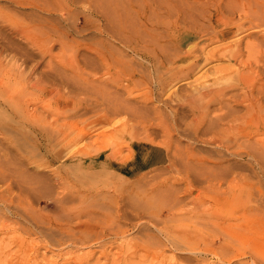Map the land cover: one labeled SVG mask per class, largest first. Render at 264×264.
Segmentation results:
<instances>
[{"label":"rangeland","instance_id":"1","mask_svg":"<svg viewBox=\"0 0 264 264\" xmlns=\"http://www.w3.org/2000/svg\"><path fill=\"white\" fill-rule=\"evenodd\" d=\"M262 4L0 0V264H264Z\"/></svg>","mask_w":264,"mask_h":264},{"label":"bare ground","instance_id":"2","mask_svg":"<svg viewBox=\"0 0 264 264\" xmlns=\"http://www.w3.org/2000/svg\"><path fill=\"white\" fill-rule=\"evenodd\" d=\"M215 1V0H214ZM262 5H264V4H262ZM261 6V5H260ZM251 7H253V6H251ZM235 10H237V9H235ZM256 11L255 12H253V14L255 13V15H257L258 16V14L260 13V15H261V13H262V15L261 16H264V7H262L261 8V10L260 11H258L257 9H255ZM238 13H239V8H238ZM242 11V10H241ZM246 11H248L247 9H243V12H245L246 13ZM249 11H250V9H249ZM258 11V12H257ZM110 14V13H109ZM235 14V13H234ZM236 15V14H235ZM238 16H239V14H238ZM251 17V16H250ZM259 17V16H258ZM115 18V17H114ZM173 20V19H172ZM112 21V20H111ZM177 21H178V19H177ZM262 21H264V20H262ZM175 24H177V23H175ZM199 24V23H198ZM256 24V23H255ZM260 24V23H259ZM155 25H156V23H155ZM160 25V24H159ZM258 25V24H257ZM174 26V25H173ZM167 27V26H166ZM170 27V26H169ZM110 28V27H109ZM128 28V27H127ZM185 28H186V26H185ZM189 28V27H188ZM187 28V29H188ZM168 29V28H167ZM183 29H184V27H183ZM204 30V29H203ZM209 30V29H208ZM112 31V30H111ZM175 31H177V30H175ZM210 31H212V30H210ZM227 31V30H226ZM193 32V31H192ZM201 32H203L202 30H201ZM207 32V31H206ZM167 33V32H166ZM172 33V32H171ZM170 33V34H171ZM180 33V32H179ZM198 33V32H197ZM207 33H209V32H207ZM216 33V32H215ZM177 34V33H176ZM114 35V34H113ZM222 35H224V34H222ZM116 36V35H115ZM203 37V36H202ZM171 38V37H170ZM126 40V39H125ZM177 40V39H176ZM190 39H188V40H186L185 42L186 43H188V41H189ZM129 44V43H128ZM176 44V43H175ZM175 47V46H174ZM178 47V46H177ZM236 49V48H235ZM233 56V55H232ZM178 59V58H177ZM255 70V69H254ZM260 71V70H259ZM258 72V71H257ZM121 79V78H120ZM134 80V79H133ZM116 81V80H115ZM118 81V80H117ZM116 81V82H117ZM121 81V80H120ZM128 82V81H127ZM118 85V84H117ZM121 87V86H120ZM199 90V89H198ZM224 92V91H223ZM222 91H220V92H218L217 93V99H220L221 98V100H223L222 99V97H224L226 94H225V92L223 93ZM258 92V91H257ZM262 92H264V91H262ZM209 93V92H208ZM262 96H264V95H262ZM214 97V96H213ZM245 97V96H244ZM247 97V96H246ZM246 97H245V99H246ZM8 98V97H7ZM9 99V98H8ZM21 100V99H20ZM216 100V99H215ZM214 100V101H215ZM6 101V100H5ZM15 100H13V99H11V100H9V103L10 104H12L13 102H14ZM16 101H19V100H16ZM115 101V100H114ZM218 101V100H217ZM240 101V100H239ZM254 101V100H253ZM252 101V102H253ZM21 102H24V101H21ZM110 102V101H109ZM220 102V101H219ZM248 102V101H247ZM4 104H6L5 102H3ZM8 103V104H9ZM110 103H112V101L110 102ZM127 103V102H126ZM249 103V102H248ZM251 103V102H250ZM258 103V102H257ZM256 103V104H257ZM21 104V103H20ZM114 104V103H113ZM118 104V103H117ZM224 104V103H223ZM255 104V103H254ZM25 105V104H24ZM116 105V103L113 105V106H115ZM119 105H121V104H119ZM244 105H246V104H244ZM256 106V105H255ZM262 106H264V105H262ZM12 107V106H11ZM106 107V106H105ZM115 107H117V106H115ZM118 107H120V106H118ZM251 107V106H250ZM257 107V106H256ZM25 108V107H24ZM23 108V109H24ZM248 108H249V106H248ZM248 108H246V109H248ZM125 109V108H124ZM136 109V108H135ZM250 109H252V107L250 108ZM255 109V108H254ZM21 110V109H20ZM26 110V109H25ZM24 110V111H25ZM103 110H105V114H103L104 116L106 115V116H108L107 114H106V110H108V109H105L104 107H103ZM110 110V109H109ZM108 110V111H109ZM114 110V109H113ZM112 110V111H113ZM208 110V109H207ZM261 110V109H260ZM22 111V110H21ZM117 111V110H116ZM121 111V110H120ZM125 111V110H124ZM250 111V110H249ZM252 112H253V109L251 110ZM256 111V112H255ZM254 112H255V115H256V113H257V110H255ZM259 111V110H258ZM26 112V111H25ZM24 112V113H25ZM111 112V111H110ZM115 111H113L112 113H113V115L115 114L114 113ZM207 112V111H206ZM247 112V111H246ZM246 112H245V114H246ZM251 112V113H252ZM262 112V111H261ZM260 112V113H261ZM129 113V112H128ZM208 113H209V111H208ZM206 114V113H205ZM230 114V113H229ZM258 114V113H257ZM109 115H111V114H109ZM254 115V114H253ZM259 115V114H258ZM257 115V116H258ZM239 116V115H238ZM242 116V115H241ZM241 116H240V118H241ZM247 116H249L248 118H251L250 117V115H247ZM252 116V115H251ZM218 117V116H217ZM233 117V116H232ZM253 117V116H252ZM260 117H264V116H259V118H253V119H251V121L248 123V126H250V127H252L253 129H256L257 131H258V134L260 135H262V134H264V119H261ZM108 118V117H107ZM223 118H224V116H223ZM233 118H231V120H232ZM234 119H237V117L236 118H234ZM233 119V120H234ZM243 119H244V117H243ZM240 119L238 118V121H239ZM250 120V119H249ZM248 120V121H249ZM229 121V120H228ZM237 121V120H236ZM245 122V121H244ZM243 122V123H244ZM247 122V121H246ZM214 123V122H213ZM216 123V122H215ZM240 123H242V122H240ZM217 124V123H216ZM224 124V123H223ZM232 125V124H231ZM231 125H229L230 126V128H231ZM245 125H247V124H245ZM214 126V125H213ZM234 126V125H233ZM218 127V126H217ZM227 128V127H226ZM222 129V132L225 130V127L224 128H221ZM220 129V130H221ZM220 130H219V132H220ZM229 130V129H228ZM249 130H251V129H249ZM226 131V130H225ZM236 131V130H235ZM239 131V130H238ZM248 131V130H247ZM256 131V132H257ZM56 132V131H55ZM218 131H216L215 133H217ZM71 134V133H70ZM222 134V133H221ZM229 134V133H228ZM224 135V134H223ZM223 135H221L222 137H223ZM60 136H61V134H60ZM239 136V135H238ZM242 136V135H241ZM64 137H66V135H63L62 136V138H63V140H64ZM226 137V136H225ZM231 137V136H230ZM230 137H228V138H230ZM244 137V136H243ZM248 138H252V134H249L248 135ZM213 140H214V136H213ZM218 140V139H217ZM238 141V140H237ZM249 143V142H248ZM251 144V143H250ZM260 144V145H259ZM252 145H254L253 143H252ZM252 145H250V146H252ZM255 145H257V146H261L262 147V145H264V141H260V140H256V142H255ZM228 146V144L225 146V147H227ZM249 146V147H250ZM245 147V146H244ZM228 148V147H227ZM252 149H254V148H252ZM252 149H250V151L252 150ZM258 150V149H257ZM247 152H248V150H247ZM247 156H251L253 159H254V161L255 162H257V164H260V163H258V162H260V160H264V153H257V154H254V152H252V154H250V153H247L246 154ZM190 156V155H189ZM188 157V156H187ZM190 158V157H189ZM182 160V159H181ZM184 161H185V159H183ZM190 159H188V161H189ZM192 160V159H191ZM187 162V161H186ZM187 165V164H186ZM6 171V170H5ZM3 173V172H2ZM6 175V174H5ZM13 176V175H12ZM12 178V177H11ZM25 193H26V191H25ZM198 193H200V192H198ZM93 195V194H92ZM95 195V194H94ZM103 195V194H102ZM108 196V195H107ZM91 198H92V196H90ZM101 197V196H100ZM109 197V196H108ZM107 198V197H106ZM115 198V197H114ZM94 202V201H93ZM55 204V203H54ZM90 204V203H89ZM92 205V204H91ZM54 206H56V205H54ZM90 206V205H89ZM61 207V206H60ZM84 207V206H83ZM91 207V206H90ZM87 208H88V206H87ZM120 208V207H119ZM18 211V210H17ZM140 213V212H139ZM138 212H136V214L135 215H138L139 214ZM91 216V215H90ZM120 216V215H119ZM93 217H95V215H93ZM121 217V216H120ZM122 217H125V216H122ZM121 217V218H122ZM222 217V216H221ZM126 218V217H125ZM124 218V219H125ZM219 219V218H218ZM222 219V218H221ZM225 219H227V220H229V218H225ZM34 220V219H33ZM225 221V220H224ZM44 224V223H43ZM212 224V223H211ZM69 229V228H68ZM67 229V230H68ZM88 229H90V228H88ZM69 231V230H68ZM67 231V232H68ZM88 231H90V230H88ZM110 232V231H109ZM111 232H113V229H112V231ZM116 232V231H115ZM115 232L113 233V234H115ZM119 233V232H118ZM123 233V232H122ZM88 234H89V232H88ZM109 234V233H108ZM111 234V233H110ZM120 234V233H119ZM118 234V235H119ZM74 236V235H73ZM103 237V236H102ZM65 239V238H64ZM100 240V239H99ZM77 242V241H76ZM79 242V241H78ZM72 244V243H71ZM228 245V244H227ZM212 246V245H211ZM227 247V246H226ZM228 248H233L232 247V245L231 244H229L228 245ZM211 250H214V249H211ZM215 252V251H214ZM214 252H212V253H214ZM221 253V252H220ZM214 255H217V252L214 254ZM220 257V256H219ZM219 259H221V257L219 258ZM225 259V258H224ZM175 261V260H174ZM176 261H179V260H176ZM202 261H204V260H202ZM221 261V260H220ZM224 261V260H223ZM179 262H181V261H179ZM203 263V262H202ZM175 264H177V262L175 263ZM180 264V263H179ZM206 264V263H205Z\"/></svg>","mask_w":264,"mask_h":264}]
</instances>
